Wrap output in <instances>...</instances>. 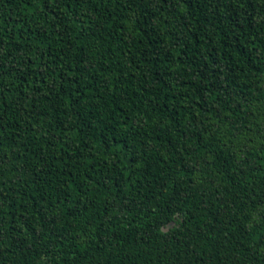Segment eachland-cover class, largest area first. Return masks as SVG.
I'll return each instance as SVG.
<instances>
[{"label": "trees", "instance_id": "obj_1", "mask_svg": "<svg viewBox=\"0 0 264 264\" xmlns=\"http://www.w3.org/2000/svg\"><path fill=\"white\" fill-rule=\"evenodd\" d=\"M0 264H264V0H0Z\"/></svg>", "mask_w": 264, "mask_h": 264}]
</instances>
